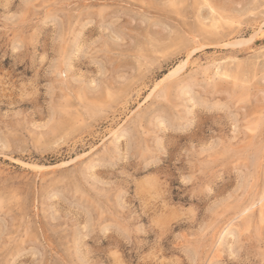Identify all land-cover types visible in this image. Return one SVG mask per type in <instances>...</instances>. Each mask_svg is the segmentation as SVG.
<instances>
[{
    "label": "rangeland",
    "instance_id": "rangeland-1",
    "mask_svg": "<svg viewBox=\"0 0 264 264\" xmlns=\"http://www.w3.org/2000/svg\"><path fill=\"white\" fill-rule=\"evenodd\" d=\"M263 17L0 0V264H264Z\"/></svg>",
    "mask_w": 264,
    "mask_h": 264
},
{
    "label": "bare ground",
    "instance_id": "bare-ground-1",
    "mask_svg": "<svg viewBox=\"0 0 264 264\" xmlns=\"http://www.w3.org/2000/svg\"><path fill=\"white\" fill-rule=\"evenodd\" d=\"M210 9H211V8H210ZM263 18H264V17H263ZM205 19H206V18H205ZM225 22H226V21H225ZM261 23H262V22H261ZM263 23H264V21H263ZM263 23H262V24H263ZM259 27H260V26H259ZM259 29H260V28H259ZM260 30H262V29H260ZM262 32H263V31H262ZM262 32H261V33H262ZM259 33H260V32H259ZM185 63H186V62H185ZM185 63H182V64L178 65V66L175 68V70L171 71L169 75H166V76H168V77H167V79L164 78V80L166 81V80H168V79L174 77L175 75H177L181 70H183V67H184V64H185ZM215 73H216V72H215ZM220 73H221V72H220ZM221 74H222V73H221ZM158 87H159V86H158ZM158 87H157V88H158ZM123 131H124V130H123ZM117 132H118V131H117ZM114 135H115V134H114ZM217 233H218V232H217ZM221 233H222V232H221ZM218 234H219V233H218ZM236 234L238 235V233H236ZM216 236H217V235H216ZM219 239H220V235H219V237H218V239H217V242H216V243H217V247L219 246V248H220V245H219ZM222 239H223V238H222ZM214 243H215V242H214ZM221 244H222V243H221ZM225 245H226V244H225ZM222 246H223V245H222ZM219 248H217V249H219ZM219 251L221 252L222 250H219ZM215 252H216V251H215ZM220 252H218V250H217L218 255H219ZM229 252H231V249H230ZM217 253H216V254H217ZM218 255H217V256H218ZM219 256H220V255H219ZM219 256H218V257H219ZM213 257H215V254H214ZM212 259H213V258H212Z\"/></svg>",
    "mask_w": 264,
    "mask_h": 264
}]
</instances>
